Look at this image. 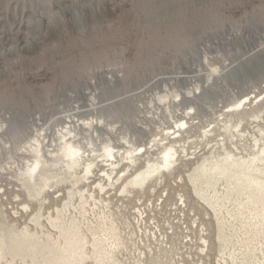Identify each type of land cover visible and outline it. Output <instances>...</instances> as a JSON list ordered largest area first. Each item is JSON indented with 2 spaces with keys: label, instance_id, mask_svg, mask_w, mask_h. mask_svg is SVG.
Listing matches in <instances>:
<instances>
[{
  "label": "rangeland",
  "instance_id": "374dc122",
  "mask_svg": "<svg viewBox=\"0 0 264 264\" xmlns=\"http://www.w3.org/2000/svg\"><path fill=\"white\" fill-rule=\"evenodd\" d=\"M212 69L200 97L182 99ZM164 94L177 104L155 110ZM248 94L257 98L238 107ZM175 110L188 122L167 140L164 130L185 121ZM66 115L101 122L77 134L93 150L75 172L49 153ZM0 125V264H46L49 248L32 258L16 243L63 245L66 229L87 238L85 258L69 264H100V238L108 264H264V0H0ZM38 132L47 145L38 182L48 181L33 196L21 176ZM105 144L139 158L132 167L116 157L115 187L97 175L105 166L80 179ZM169 144L172 167L121 191ZM228 158L250 166L204 162Z\"/></svg>",
  "mask_w": 264,
  "mask_h": 264
},
{
  "label": "bare ground",
  "instance_id": "6f19581e",
  "mask_svg": "<svg viewBox=\"0 0 264 264\" xmlns=\"http://www.w3.org/2000/svg\"><path fill=\"white\" fill-rule=\"evenodd\" d=\"M216 71H217L216 69H212L209 72V74L207 75V77L205 78L204 85H196L195 84V86L193 88H191L186 93H183L181 95L182 99L187 100V101L188 100L192 101V100H196L197 98H199L201 89H205V87H208L210 85V82L213 80V77L215 76ZM162 98L163 99H159V102H154V103H153V101L151 102V104L155 108V110L156 109L159 110V106H161V105H165V107L167 109H169V107H171L172 105L177 104V102H178V95H174L172 97H168V96H166L164 94L162 96ZM256 98H257L256 96L252 97L251 95L248 94V96H245L243 101H240L241 102L240 105H237V106L239 107V106H241V104L244 106L247 102L250 103L252 101H255ZM160 103H162V104H160ZM91 105H94V103H92ZM149 105H150V103H149ZM88 107H90V106L88 105ZM148 109H150V108H148ZM151 109H153V108H151ZM191 110H192V108H191ZM157 115H158V112L154 111L153 113H151L150 118L153 120V118H155ZM172 115H174L178 119L184 118L185 121H182L181 125L173 127L172 129L164 130L162 135H164V138L167 139V140L168 139L173 140V139H175L178 136L179 131L181 130L183 125L188 122L187 121V119H188L187 116L189 115V112L188 111L179 112V110H175V111H173ZM64 121L67 124L63 128H61L59 130V137H58L59 141L56 144H49L48 145V146L54 147V148L51 147V150L49 149V153H50V151L53 152V149H56L54 153H56V151L57 152L59 151V153L57 155L55 154L56 155V159L54 160V162H57V163L61 162L69 170H73L75 172V170L78 169V167H80L81 164H83V160H85L86 157H90L92 155V150H93V148L91 146L90 139L88 138L89 140H87L86 142H83L82 139L77 137V134L80 131L90 132L92 130L98 129L100 127V125H101V122L97 121L96 119H90L88 121H83V120H79L78 118H74L71 115H66L65 118H64ZM191 121H190V123H191ZM192 123H193V121H192ZM3 127H4L3 125H0V132L2 131ZM112 128H114V126L111 127L110 132L113 131ZM161 131H163V130H161ZM89 136H90V134H89ZM44 137L45 136H44L43 133L38 132L37 134H35V139H34V142L32 143V145H33L32 150H33V153H34L33 161H32V163L29 166H27V168L24 170V172L22 173V176H21V177H23L24 186L29 191L28 193H30L33 196L34 195L35 196L38 195L40 193L41 189L47 185L46 181H48V175L46 174L47 177L44 178V182L45 183L43 182L44 183L43 184V183H39L38 182V181H40L39 179L41 178L40 176H41L42 170H46V169H44L45 159H44V153H43L44 150L43 149L47 145H45V140L46 139ZM97 137H99V136H97ZM156 140L157 139H153L151 144L148 147L143 148V151L146 152V153H150L153 149H155L154 145H158L159 144L158 143L159 141H156ZM128 142H129V140H124V144H128ZM169 145H170V147H168V148H165L167 145L163 147L164 149L162 150V152H160L162 154L160 160L157 159V161H155V162L146 161L147 163L143 167L141 166L142 167L141 170L137 171V173H135L132 178H129V180L127 179L128 181L125 182V184L121 187L122 188L121 191H127V187H129V186L130 187L131 186L142 187L146 183H148L149 179L151 177H153L154 175L159 174V176H160L161 172H163L164 168H165L164 170H166V168L169 169L170 166L172 167L173 163H175L174 160H176V157H177L178 154L176 155L177 149L175 151V148H173L171 144H169ZM103 148L105 150V152H104L105 154H101V157L103 156V158L100 159V161L102 160L101 163L97 164L95 162L92 163L90 161L89 162L87 161L88 163L85 162L86 164H84V166H82L83 174L80 177V179H85L88 176H90L92 174V170L96 166H99V165L100 166H105L106 170H103L102 173L100 172L97 175H98V177L104 175L105 178L108 180V184L110 186L115 187V185L118 184V182H120V180H122L121 177L123 176V173H121L122 176L120 174L118 175V172L120 170V168H119L120 167V162H117L116 157L120 156L121 153L123 154V152L121 150H119L118 148L114 149L113 147L109 146L108 144H105ZM139 151L140 150H138V153H140ZM263 151H264V149H263ZM124 152H126L125 154H127V157H125L126 155H124V156L122 155V157L127 158L129 166L131 165L132 167H134L139 161V158L134 156V154L132 153V152H134V150H132V151L124 150ZM120 157H119V160H121ZM90 158H88V159H90ZM229 158H231V156ZM229 158L227 160L223 159L222 161L221 160L220 161L210 160L209 162L207 161L208 162L207 163L206 160H205L204 162L207 164V166L211 167V170H213V169H216V170L219 169L220 170L221 169V172L227 170L229 166H242V165H245L247 167L250 166L249 163L247 162V160H245V161H241L239 159H231V160H229ZM258 158H260V157H258ZM93 160H95V159H93ZM206 164L203 165V168L206 167ZM100 169H101V167H100ZM203 170H205V169H203ZM45 173H44V175H45ZM202 173H203V171H202ZM247 174H248L249 177L252 178V174H250V172H248ZM124 175H125V177L128 176V175L126 176V173ZM103 177H102V179H105ZM191 178H193V177H191ZM96 179H97V177H96ZM193 180H195V179H193ZM39 184L40 185L43 184V185L41 187L36 188V185H39ZM97 186L100 188V190L104 189L103 188L104 186H102V183L100 184V182H98ZM97 186H96V188H97ZM69 229H71V228H69ZM64 234H65L66 237H64L65 238V243L63 245H59L58 242H54L53 244L45 243V242H43V241L38 239L36 241H25V242L23 241L21 243H19V241H18L16 243V246L17 247H19V246L21 247L22 245L25 244L26 245L25 248L23 246L21 247L22 252L26 250V251H28L30 253L31 256L33 254L35 255L36 251H41V250H45V249L49 248L50 250H49V252L47 254L51 253L52 255L51 256L48 255L49 259H48L46 264H69L70 259H77V258H78V261L82 262V260L85 258L86 254H87L86 253V249H85V244L87 243L86 236L80 234L79 232L75 233V235H71L67 229L65 230ZM105 244H106V239H101V238L98 239V240H94L93 243H92V245L96 249V257L95 258H97V261L100 262V264L104 263L105 261H107L106 264H108V261H110L111 263L113 262L112 251L108 247H105ZM59 248H60V250L62 252L65 253V255L62 258L56 257V254H55L56 253L55 250H57ZM32 258H34V256H32Z\"/></svg>",
  "mask_w": 264,
  "mask_h": 264
}]
</instances>
